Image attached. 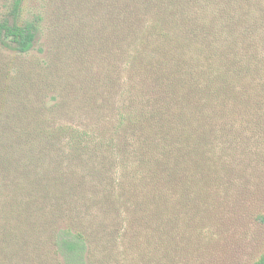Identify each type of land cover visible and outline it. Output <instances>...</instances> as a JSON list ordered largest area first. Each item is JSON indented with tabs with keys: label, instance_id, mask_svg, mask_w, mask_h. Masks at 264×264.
<instances>
[{
	"label": "trees",
	"instance_id": "trees-1",
	"mask_svg": "<svg viewBox=\"0 0 264 264\" xmlns=\"http://www.w3.org/2000/svg\"><path fill=\"white\" fill-rule=\"evenodd\" d=\"M57 6L69 31L0 22V264L240 258L264 224V0Z\"/></svg>",
	"mask_w": 264,
	"mask_h": 264
},
{
	"label": "rangeland",
	"instance_id": "rangeland-1",
	"mask_svg": "<svg viewBox=\"0 0 264 264\" xmlns=\"http://www.w3.org/2000/svg\"><path fill=\"white\" fill-rule=\"evenodd\" d=\"M63 1L64 0H23L18 13L15 15L13 12L14 0H0V22L3 20H7L10 23H13L15 21L17 23H22L28 20H32L33 14L35 12H40L45 18L44 23L46 27L49 26L51 23H53L52 27L56 26L50 31H54L56 29H59L60 31H69L67 25L68 23L70 24V11H63L64 9H59V7L57 6L58 3L61 5ZM56 13H60V16H56ZM74 24L76 25V22H74ZM68 36L69 35L63 36V39H65V41L56 44V46L59 47V50L62 44H68L71 42V40H68ZM57 40L60 41L61 38L58 37ZM46 46H48V42L46 43V39L43 38L41 35L38 40V44L36 45L32 54L38 55V47L41 48V50L46 51ZM64 47H68V45H65ZM40 55L42 56V54ZM65 57L66 59L64 61H61L63 66L66 62L69 63L71 60L70 57ZM1 62L2 60H0V64ZM259 207L261 210L260 212L264 214V197L261 200ZM249 240V243H251L249 251L246 248V250H244L241 254L240 258H229L224 261L223 264H249L254 259L255 255H257V253L255 252L259 251V249L264 244V224L258 223V226H251L249 231ZM238 241H241L240 235H238L236 232V242Z\"/></svg>",
	"mask_w": 264,
	"mask_h": 264
}]
</instances>
